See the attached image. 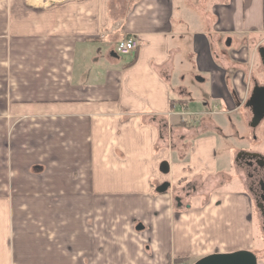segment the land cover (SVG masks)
Returning a JSON list of instances; mask_svg holds the SVG:
<instances>
[{"label": "crops", "instance_id": "0c3cea01", "mask_svg": "<svg viewBox=\"0 0 264 264\" xmlns=\"http://www.w3.org/2000/svg\"><path fill=\"white\" fill-rule=\"evenodd\" d=\"M261 47L264 0H0V264L249 250L212 117L249 121Z\"/></svg>", "mask_w": 264, "mask_h": 264}, {"label": "rangeland", "instance_id": "374dc122", "mask_svg": "<svg viewBox=\"0 0 264 264\" xmlns=\"http://www.w3.org/2000/svg\"><path fill=\"white\" fill-rule=\"evenodd\" d=\"M252 55V54H250ZM256 80L259 84L264 83V67L261 63L259 54L256 52L253 64V81ZM253 83V82H252ZM217 122L224 124V134L217 136L218 144L215 156L221 166L220 171L226 173L231 179V184H225L223 189L227 191H244V174L236 166V158L239 151L249 149V147H256L257 144L252 140V132L250 131L249 122L241 120L239 116L221 117L213 116ZM249 120H251V113L249 112ZM235 125L236 130L232 128ZM258 139L264 141V124L255 132ZM240 154V153H239ZM240 176V177H239ZM242 180V182H241ZM101 209V204H100ZM251 220L253 225V240L252 247L249 249L253 251L259 258V264H264V233L260 228V223L257 216L251 208ZM99 238L101 243V233L96 236V241ZM77 252L75 253V256ZM86 261V259H85ZM194 264V263H191Z\"/></svg>", "mask_w": 264, "mask_h": 264}, {"label": "flooded vegetation", "instance_id": "af4514ba", "mask_svg": "<svg viewBox=\"0 0 264 264\" xmlns=\"http://www.w3.org/2000/svg\"><path fill=\"white\" fill-rule=\"evenodd\" d=\"M257 85L264 86V83L259 84L256 80L253 81L247 103ZM246 107L251 113V120L248 122L253 134L252 140L256 142L257 146L249 147V149L241 151L240 154L238 153L236 164L244 174V187L249 197L250 209L253 208L264 233V141L258 139L255 134L263 126L264 120L257 127H252V107L247 106V104Z\"/></svg>", "mask_w": 264, "mask_h": 264}, {"label": "water", "instance_id": "95a60500", "mask_svg": "<svg viewBox=\"0 0 264 264\" xmlns=\"http://www.w3.org/2000/svg\"><path fill=\"white\" fill-rule=\"evenodd\" d=\"M259 55L264 66V47L259 49ZM252 107V127H257L264 120V86L257 85L247 103ZM171 187L165 182L157 188L158 193H166ZM195 264H259L257 255L251 250H239L230 253H214L207 255Z\"/></svg>", "mask_w": 264, "mask_h": 264}, {"label": "built area", "instance_id": "2783aa9c", "mask_svg": "<svg viewBox=\"0 0 264 264\" xmlns=\"http://www.w3.org/2000/svg\"><path fill=\"white\" fill-rule=\"evenodd\" d=\"M139 44L133 37L126 36L118 45V52L122 55L130 54L137 50ZM173 264H188L186 262L177 263L173 261Z\"/></svg>", "mask_w": 264, "mask_h": 264}, {"label": "trees", "instance_id": "16d2710c", "mask_svg": "<svg viewBox=\"0 0 264 264\" xmlns=\"http://www.w3.org/2000/svg\"><path fill=\"white\" fill-rule=\"evenodd\" d=\"M177 263H181V262H185V259H177V260H175ZM258 261H259V258H258Z\"/></svg>", "mask_w": 264, "mask_h": 264}]
</instances>
